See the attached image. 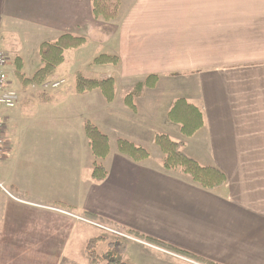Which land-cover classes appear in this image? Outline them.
Instances as JSON below:
<instances>
[{"label": "crops", "instance_id": "1", "mask_svg": "<svg viewBox=\"0 0 264 264\" xmlns=\"http://www.w3.org/2000/svg\"><path fill=\"white\" fill-rule=\"evenodd\" d=\"M116 1L117 14L107 19L94 14L93 0H0V47L14 59V69L20 59L32 77L44 65V42L65 34L84 38L81 47L65 51L58 68L67 64L80 73L82 61L69 65V52L79 50L82 59L87 46L100 45L96 53L118 57L116 65H105L113 66L116 85L120 75L127 95L149 75H158V82L178 77L187 93L182 97L201 109L204 124L185 137L167 112L166 134L184 141L183 150L201 165L220 169L226 184L209 190L161 163L135 162L119 152L103 164L107 177L85 190L69 165L73 180L61 181L63 148L55 144V129L61 107L72 104L66 113L73 115V103L67 92H33L17 78L20 102L3 111L0 264H56L44 255L57 236L69 235L80 220L100 228L85 220L86 212L105 220L98 224L136 230L217 264H264V0ZM135 105L132 110L124 103L134 117L140 111ZM130 243L125 255L136 264L144 259L137 252H158L134 241L131 258Z\"/></svg>", "mask_w": 264, "mask_h": 264}, {"label": "rangeland", "instance_id": "2", "mask_svg": "<svg viewBox=\"0 0 264 264\" xmlns=\"http://www.w3.org/2000/svg\"><path fill=\"white\" fill-rule=\"evenodd\" d=\"M98 35L100 37H105L104 33ZM97 47L98 48L87 46L85 48L87 53L82 59L80 56H78L79 50L69 52V54L71 53V56H68L69 65L72 64V66H74L75 64L76 66L78 60L82 61V66L79 69L80 74L88 78L111 76L115 72L112 65H98L95 64L93 60V56H96L97 54L99 55L100 52H103L98 51V53H96L97 50L101 48V46L99 45ZM6 55L9 61L7 71L12 87L20 91L21 89L19 88V90L16 85L17 76L14 72V65H12V63H14V59L11 58L10 61V57L7 52ZM69 68L70 67L67 64L64 66V68L62 66L61 70L60 68H57L54 79L52 80L65 79L66 83L57 89V91H55L56 93L53 92L54 90L51 91L55 96L59 97L64 95L62 93L67 92L69 94L68 99L71 103H73L74 109L72 110L73 115H68L66 110L71 112L69 107L72 104H70L68 107L66 106L67 108L61 107L59 127L58 129H55L58 130V134L55 133L57 136L54 137V140L56 141L55 144H59V147L63 148L60 150L58 160L61 165L59 172L60 180H73V177L70 175L72 172L67 169V165H69L70 167L75 168V171L78 174L77 177H81V189L85 190L91 181H95L90 175L91 170L94 167L93 162L95 158L88 144V139L85 132V124L88 121L95 124L104 134L110 138V154L107 158L99 159L98 162L104 165H106L108 161L110 162V157L114 153H118L117 139L123 137L145 147L150 152L149 160H151L152 163L162 164L163 155L155 142V135L157 133L166 134L170 130V126H168L171 125L169 124L170 122L165 121V116L169 110L170 104L175 99L187 95V93L183 91L182 87L184 84L180 82V79L178 77L170 76L161 77V81L158 82L157 87L152 90H147L146 87L148 85L145 82L135 81L129 92H131V95L134 97V104H137V106L140 108V111L138 116L134 117L133 111L126 109L124 106L127 95L125 87L127 86L124 82L122 83L119 81L121 79L120 75H117L118 82L115 92V95L117 93L115 96L116 98H114L115 100L112 101V108H108L107 113L105 114V112H102L103 107L104 105H107L111 102L106 101L102 90L95 88L94 90L83 93L78 92L76 90L77 73L71 72V69ZM64 69L69 70L64 71ZM23 70L24 68H22V72L25 73ZM25 71H27V69H25ZM30 88L33 92H41L40 90L33 89V87ZM92 109L94 111L93 114ZM115 109L118 110L116 111ZM120 109H124V111L121 112ZM3 111L5 114V112L7 113L9 110L4 109ZM151 111L154 114L150 118L148 114ZM67 149H75V151L74 153H69V150ZM85 220L100 226V228L86 223L83 220L77 221L73 231L69 235H59L49 244L50 248L45 249V253H48V256L44 255V258L51 262L53 260L55 263L57 261L56 264H92L90 257L86 253V246L91 239L97 238L98 236L100 237L102 235L104 239L100 240L95 248L96 253L100 255L104 254L106 246L109 247V241L113 243H128L131 241L132 243H130L128 251L131 258H133L134 255L132 252H136V244L133 242L136 241V243H142L151 249H158V252L161 253L160 254L156 252V254L150 255L151 253L148 250H144L142 253L137 252V255H142L144 257V259L140 260L139 263L137 262V264H166L167 262L176 264L174 262L175 259H178L179 261L186 264H203L192 260L188 256H184L162 248L159 249L155 247V245L131 235L127 234L130 237H124L118 233L115 234V232L110 233V231L124 233L123 229H117L116 226L110 224H98V222L89 219ZM1 223H3L2 218H0V224ZM112 253L113 256H115V258L118 260L121 259L128 261L129 259H127L125 254L119 257L117 253ZM167 256L171 257L173 260ZM128 262L131 264H136L132 259H129Z\"/></svg>", "mask_w": 264, "mask_h": 264}, {"label": "trees", "instance_id": "3", "mask_svg": "<svg viewBox=\"0 0 264 264\" xmlns=\"http://www.w3.org/2000/svg\"><path fill=\"white\" fill-rule=\"evenodd\" d=\"M117 1L116 0H93V12L97 17H104L107 19L114 18L117 14ZM85 44V39L75 37L70 34L61 36L56 42H44L40 48L41 60L44 65L40 67L32 77H26L22 72V60L16 65L15 74L23 86L32 87L33 85H40L46 81L54 79L57 68L65 61V51L75 49ZM95 64H114L119 62L117 56L109 54H100L94 59ZM145 83L148 87H155L158 83V75H149ZM99 88L102 90L106 101L112 102L115 98L116 83L113 76L101 78H88L80 73L76 76V90L80 93L94 90ZM40 93H48L41 91ZM125 105L132 110H136L134 104V97L128 94L125 99ZM168 118L175 124L180 126L181 132L185 137L193 136L196 131L204 124L203 113L200 108L190 103L186 98H177L172 107L168 111ZM85 132L88 139V144L91 148L92 154L95 158L94 167L91 172L93 180L100 182L107 177L108 171L106 167L98 162L99 159L106 158L110 154V138L104 134L95 124L86 122ZM155 142L159 147L163 159V168L167 171H178L187 175L188 178L199 186L214 190L226 184V175L215 166L201 165L195 158L188 155L183 147L184 141L174 140L168 134L157 133L155 135ZM118 152L135 162H142L150 157V152L143 146L125 139L118 138ZM86 217L92 221H99L104 223L105 220L98 215L86 212ZM119 228V227H117ZM125 234L136 237L140 240L146 241L156 247L166 249L184 256L190 257L192 260L203 264H217L207 259H203L190 253L188 251L179 249L161 240L142 234L136 230L129 228H121ZM104 238L97 237L89 241L86 246V253L91 258L93 264L103 262V264H130L125 260L116 259L113 253H117L120 257L124 255L127 250L126 243H113L110 242V249L103 255L96 253V246L100 240Z\"/></svg>", "mask_w": 264, "mask_h": 264}, {"label": "built area", "instance_id": "4", "mask_svg": "<svg viewBox=\"0 0 264 264\" xmlns=\"http://www.w3.org/2000/svg\"><path fill=\"white\" fill-rule=\"evenodd\" d=\"M9 66V61L6 52L0 47V160L5 154L6 146V118L3 114L4 108H14L16 107L21 98V94L18 90L12 87L11 81L9 79L7 67ZM66 83L65 79H56L51 81H46L40 85H33V89H37L44 92H49L52 90H57ZM103 227V226H102ZM124 237H130L127 234L113 231ZM156 247V246H155Z\"/></svg>", "mask_w": 264, "mask_h": 264}]
</instances>
